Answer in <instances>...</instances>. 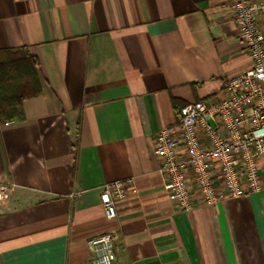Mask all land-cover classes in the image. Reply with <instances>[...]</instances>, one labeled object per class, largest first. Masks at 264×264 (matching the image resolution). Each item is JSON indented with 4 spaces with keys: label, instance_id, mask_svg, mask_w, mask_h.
Listing matches in <instances>:
<instances>
[{
    "label": "crops",
    "instance_id": "0c3cea01",
    "mask_svg": "<svg viewBox=\"0 0 264 264\" xmlns=\"http://www.w3.org/2000/svg\"><path fill=\"white\" fill-rule=\"evenodd\" d=\"M18 47L42 91L0 121V264H90L103 233L117 264H264V186L183 211L155 147L251 66L230 0H0V49ZM123 178L109 219L101 187Z\"/></svg>",
    "mask_w": 264,
    "mask_h": 264
},
{
    "label": "built area",
    "instance_id": "2783aa9c",
    "mask_svg": "<svg viewBox=\"0 0 264 264\" xmlns=\"http://www.w3.org/2000/svg\"><path fill=\"white\" fill-rule=\"evenodd\" d=\"M230 9L251 66L228 77L220 97L182 106L179 122L161 128L155 139L168 197L183 211L193 209L197 198L213 206L264 186V0H230ZM133 183L123 178L102 185L107 218L117 216L116 201L128 196ZM5 191L1 186L0 200ZM90 244V264H117L111 233Z\"/></svg>",
    "mask_w": 264,
    "mask_h": 264
},
{
    "label": "trees",
    "instance_id": "16d2710c",
    "mask_svg": "<svg viewBox=\"0 0 264 264\" xmlns=\"http://www.w3.org/2000/svg\"><path fill=\"white\" fill-rule=\"evenodd\" d=\"M41 91L39 61L31 50L0 49V121L23 118V101Z\"/></svg>",
    "mask_w": 264,
    "mask_h": 264
}]
</instances>
